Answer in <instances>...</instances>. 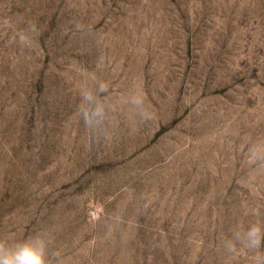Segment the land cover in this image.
<instances>
[{"label":"rangeland","instance_id":"rangeland-1","mask_svg":"<svg viewBox=\"0 0 264 264\" xmlns=\"http://www.w3.org/2000/svg\"><path fill=\"white\" fill-rule=\"evenodd\" d=\"M256 220L264 0H0V238L46 231L52 264H221Z\"/></svg>","mask_w":264,"mask_h":264},{"label":"clouds","instance_id":"clouds-1","mask_svg":"<svg viewBox=\"0 0 264 264\" xmlns=\"http://www.w3.org/2000/svg\"><path fill=\"white\" fill-rule=\"evenodd\" d=\"M108 90L106 82L99 83V92ZM81 108L79 114L87 126L94 117H103L104 107L91 90H81ZM136 104H139L136 101ZM95 105V106H94ZM253 214H261L253 210ZM54 238L46 231H40L23 240L9 242L0 238V264H52L50 247ZM221 264H264V220H256L247 226L238 224L221 243ZM59 257V253H56ZM56 264H63L57 258Z\"/></svg>","mask_w":264,"mask_h":264},{"label":"built area","instance_id":"built-area-1","mask_svg":"<svg viewBox=\"0 0 264 264\" xmlns=\"http://www.w3.org/2000/svg\"><path fill=\"white\" fill-rule=\"evenodd\" d=\"M91 216H92L93 218H96L97 213L93 211V212L91 213Z\"/></svg>","mask_w":264,"mask_h":264}]
</instances>
